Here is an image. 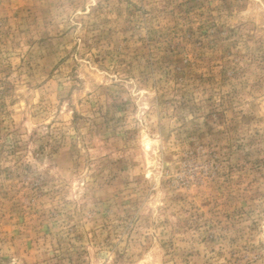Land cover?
Segmentation results:
<instances>
[{
  "label": "rangeland",
  "instance_id": "1",
  "mask_svg": "<svg viewBox=\"0 0 264 264\" xmlns=\"http://www.w3.org/2000/svg\"><path fill=\"white\" fill-rule=\"evenodd\" d=\"M0 264H264V0H0Z\"/></svg>",
  "mask_w": 264,
  "mask_h": 264
}]
</instances>
